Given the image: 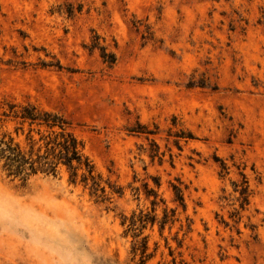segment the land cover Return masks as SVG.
<instances>
[{"label": "rangeland", "instance_id": "rangeland-1", "mask_svg": "<svg viewBox=\"0 0 264 264\" xmlns=\"http://www.w3.org/2000/svg\"><path fill=\"white\" fill-rule=\"evenodd\" d=\"M6 103L66 117L123 196L95 202L63 170L0 171V264H140L120 224L138 210L156 216L143 264H264V0H0ZM180 130L193 139L176 144Z\"/></svg>", "mask_w": 264, "mask_h": 264}, {"label": "trees", "instance_id": "trees-1", "mask_svg": "<svg viewBox=\"0 0 264 264\" xmlns=\"http://www.w3.org/2000/svg\"><path fill=\"white\" fill-rule=\"evenodd\" d=\"M71 13V11H70ZM89 51L98 50L102 61L108 65H113L116 61L115 54L107 52L106 48L99 42V37L95 36L88 47ZM60 67V66H59ZM189 85L188 87H191ZM6 109L0 112V130L6 123L12 125V131H0V171L7 178L19 180L25 183L30 178L42 176H57L60 171L67 174L68 182L73 186H80L87 192L88 196L95 202L102 204H112L114 197L123 196V188L112 183L109 179H104L96 170L94 163L84 154L82 142L75 136L71 123L62 114L41 109L36 105L6 103ZM144 134L153 135L152 131L143 128ZM130 132H139L129 130ZM175 143L179 140L185 141L193 139L190 132L180 130L174 134ZM150 152L151 158L157 157V147ZM222 171H227L222 163ZM241 183H232L233 191L239 194L240 208L244 209L249 201V186L244 174ZM156 187L160 186L159 180L155 179ZM172 191L174 201L183 210V192L180 185L173 184ZM137 191V188H133ZM147 197L151 200L152 211L157 206L156 191L146 190ZM170 217L175 211L170 210ZM169 216L166 209L160 221V229L168 223ZM156 223V216L144 213L142 210L132 211L129 216L121 214L120 224L123 226L124 235L132 238V253L140 254V264L146 261L150 254L148 250V236L143 232L149 226Z\"/></svg>", "mask_w": 264, "mask_h": 264}]
</instances>
